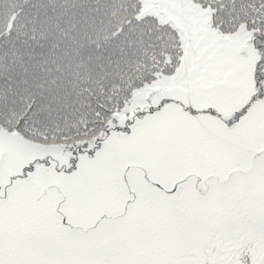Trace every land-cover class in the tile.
Returning a JSON list of instances; mask_svg holds the SVG:
<instances>
[{"label":"snow or ice","instance_id":"obj_1","mask_svg":"<svg viewBox=\"0 0 264 264\" xmlns=\"http://www.w3.org/2000/svg\"><path fill=\"white\" fill-rule=\"evenodd\" d=\"M0 264H264V0H0Z\"/></svg>","mask_w":264,"mask_h":264}]
</instances>
